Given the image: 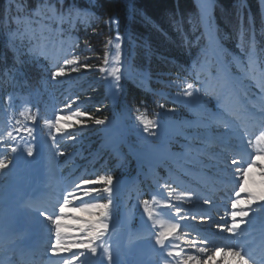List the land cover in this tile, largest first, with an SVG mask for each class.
I'll return each mask as SVG.
<instances>
[{"label": "rangeland", "instance_id": "rangeland-1", "mask_svg": "<svg viewBox=\"0 0 264 264\" xmlns=\"http://www.w3.org/2000/svg\"><path fill=\"white\" fill-rule=\"evenodd\" d=\"M80 3H83L85 7L79 8L77 5ZM7 5L13 9L9 20L10 30L6 36L9 45L27 61L34 62L39 67L45 66L46 74L35 88L27 85L21 73L13 68H4L3 73L0 75V135H3V139L0 140V158L10 159L12 156V164L4 174H0V235L7 232L6 221L9 218L8 212L10 211V208H7L11 206L13 210L16 209L17 213L14 215L16 221L23 224L25 230L28 228L27 234H30L31 224L34 223L33 231L35 232H31L36 235L31 237H39L44 219L45 227L48 229L43 230L44 233L47 232V234L45 233L46 238L54 240L53 226L46 217L41 216L38 211L29 213L28 207L24 208L27 203L32 205L31 207L34 205V202H28V197H33L36 190L46 195L49 194L52 196L50 207L48 204L41 208L51 213L47 215H55L58 213L59 203H62V196L67 194L62 191L66 181L69 178L77 180L84 177L88 174L89 167L95 170L99 164L98 169H103L99 173L100 175L113 176L110 195L113 218L118 225L115 228L110 225L106 246L111 248L116 264H134V261H141L140 264H145L142 259L146 257L149 258V261H146L147 263L152 260L155 261V257L152 258L154 255L150 254L151 249L148 251L145 243L138 246V250H133L136 253L133 256L131 255L132 258H130L132 248L127 249L131 239L137 238L140 233L142 237L147 235V232L142 231L135 232L134 235L131 234L132 228L130 226H135L136 221L138 224L146 219L151 230L155 232L162 230L159 224L153 225L152 221L148 220L141 201L149 200L156 218L159 220V217H166L165 220L170 223L174 221H170L171 214L168 210H164V205L166 203H178L175 197L181 191L185 189L195 190L201 196L207 197L211 193V187L204 183L203 180L206 178L210 180L211 184L213 182L219 184V179L227 181L225 184H231L228 182L229 178L221 170L224 168L225 158H229L227 155H232L228 154L227 151L234 148L226 149L224 147L223 150L227 154L225 155L215 146V143H217L215 141L224 142L228 139L226 143L228 145L234 143L232 139H238L237 135L241 136L242 133L230 134L220 121L234 125L235 122L228 118L227 112L230 108L236 107H246L251 112L250 115L260 117L258 105L264 100V92L261 91L259 85L264 84V53L256 54L253 50H250L247 55H242V58L230 56L225 57L226 60H224L220 57L221 50L216 51L215 57H213L207 47L201 48L200 64L209 76L216 75V62L222 59L228 64L231 74L240 78L243 84L247 85L246 90L235 86L237 94L241 98L240 103L230 105L232 95L231 92L229 93L228 87L213 81L218 93L216 96L207 98L211 101L209 104L204 106L202 97L186 99L181 95H177L175 98L177 102L183 104L186 111H188L187 120L177 112H168L167 116L172 120L170 124L173 125V128L169 126L168 118L161 121L156 120L158 126L151 128L154 135H148L144 132V127L142 128L136 120L131 121L128 125L127 122L125 123L126 119L121 113L120 102L118 101L122 92L121 80L114 83L112 77L101 73L97 67H81L83 64L96 66L95 64L99 62L97 58L101 54L100 50L102 53L106 50L104 54L108 55L110 66H121L117 64L115 56L119 51L122 61L124 57V38L117 33V21L114 18L105 22V25L114 32L110 40L111 43H107L106 49H103V47L96 49L98 56H95L87 53L88 47L82 45L73 33L77 25H88L92 21L91 8L94 6V0H60L58 3L42 0L33 10L29 11L24 9L19 0H7ZM200 5L203 13L209 15L211 0H202ZM118 36L120 37L119 40L117 39ZM44 38H47V40L45 41ZM116 43L121 45L119 50L115 47ZM41 44L43 47H38ZM74 58L76 60L75 64L68 65L64 63L65 59ZM59 67L64 68L65 75L53 78L52 73L57 71ZM74 67L79 68V71L73 72ZM195 83L197 87H203L200 81H195ZM223 100L227 101L225 108H222ZM74 111L86 112V115L81 118L80 124L65 130L72 132L77 139L72 141L64 136L58 143H53V136L63 134H56L54 129L50 130L47 120L52 119L54 122L55 115L70 116ZM235 114L238 117L242 113L237 112ZM105 116H108L109 121L112 122L109 131L113 134L111 139H107L109 136L108 125H96L90 119H104ZM32 117H37V119L33 120ZM25 127L33 130L35 139L27 136L22 131ZM124 128L134 136H137L136 134L140 135L141 138H135L131 143L128 132H125ZM16 129H21V131L17 133ZM259 129H264V125ZM9 131L16 137L15 140L7 136ZM254 135L255 133L252 134V136ZM124 137V143L129 145V153L121 147V141ZM247 144L246 141H243L242 146L239 148L245 149L246 152L255 151L253 148H247ZM29 145L35 147L32 157H28L23 151ZM11 147H18L20 150L13 154L10 151ZM121 152L126 160L133 157L135 163L138 164V168L135 167V170L138 169L137 176L130 178L125 183L121 182V178L127 172L125 170L123 173L121 171L114 172V169L119 170L120 162L126 161H123ZM60 153H64V155H60ZM164 159L168 162L167 166L175 172L179 170L181 175L184 174L186 180L180 179L173 172L164 171L165 176L162 178V184L166 185L165 190H161L157 189V187H162L161 184H157L158 182H155L154 179H150V176H152L154 166ZM177 162L189 169L180 168ZM227 163L229 164L228 160ZM261 163V161H257L258 165ZM234 169L235 166H232L233 172ZM90 172L91 174L95 173V171ZM237 178L234 176L231 179L235 180ZM92 179H95V176ZM117 180L119 182H115ZM138 180H141V182L148 180V187L155 186L157 192L155 194L154 192L151 193L148 187L143 189L144 185L138 183ZM13 183H15V193L12 194L11 199H8ZM50 187L51 193L48 192ZM96 187L103 188L104 185L99 184ZM246 187L257 194H264V178L260 174L259 167H256L249 174ZM78 195L83 200L73 201L70 207H79V204L83 202H106V200H99V197H82L81 193H78ZM104 195L107 199L108 194ZM165 196L166 198H164ZM246 196L247 193L241 194L242 199ZM153 197H155V200H153ZM217 197L219 196L211 195L214 200ZM94 199L97 200L94 201ZM218 204L223 203L216 200V206L208 208L201 202L200 205L197 203L190 206V208L196 211H206L212 215L214 220H219L221 217L219 213L224 216L225 209L220 208ZM183 206L189 207L186 204ZM241 207L246 206L242 205ZM252 207L256 208L257 211L250 213V218L258 219L261 215H264L261 205L254 204ZM225 208L228 212L231 211V207ZM73 215L88 218L87 213H73ZM195 223L189 224L188 227L197 230L198 233L199 231H206L213 237L218 235L215 233L216 229L211 228L210 224ZM256 228L257 231L253 235L259 234V220L256 221ZM187 230H177V234L180 235L179 239L169 237L170 240L167 243L170 249L171 246L174 248L176 244H180L184 252H194L193 249L187 246L186 241L196 237L197 234H194L195 232L189 233ZM72 231L75 232L76 230L72 229ZM182 231L188 234H181ZM225 234H222V236H225ZM0 240L3 242L6 238ZM53 240L51 243L54 242ZM217 240L222 242L220 237ZM49 250L51 253V246ZM169 250L167 249V251ZM172 250L176 251V249ZM73 251L77 250L73 249ZM60 255L70 257L71 253H61ZM4 256L5 253L0 251V260H3ZM98 256L93 258L89 254V256L83 258L84 264H98V262L108 264L106 259L100 255ZM160 256L166 260L167 252L165 250L161 251ZM52 257L57 258H53L57 264H62L59 256L52 255ZM216 259L217 264H225L219 257ZM49 261L54 262L53 260ZM154 263L156 264V262ZM172 264H176V261H172ZM228 264H235L234 258L230 257Z\"/></svg>", "mask_w": 264, "mask_h": 264}, {"label": "trees", "instance_id": "trees-1", "mask_svg": "<svg viewBox=\"0 0 264 264\" xmlns=\"http://www.w3.org/2000/svg\"><path fill=\"white\" fill-rule=\"evenodd\" d=\"M19 1L28 11L42 2ZM51 1L60 0H48ZM77 6L85 7L83 3ZM91 10V23L77 25L73 33L88 47L87 53L98 56L96 49H104L114 35L105 22L111 18L117 21L128 66L119 107L129 120L141 112L147 120L171 112L169 109L179 112L175 98L208 37L222 54L238 56L249 49L264 50V0H211L209 15L205 16L199 0H94ZM11 11L7 0H0V67L17 69L25 83L35 88L46 72L17 54L7 42ZM100 53L97 68L105 56L101 50ZM127 163L129 173L125 178L134 172L132 160Z\"/></svg>", "mask_w": 264, "mask_h": 264}, {"label": "snow or ice", "instance_id": "snow-or-ice-1", "mask_svg": "<svg viewBox=\"0 0 264 264\" xmlns=\"http://www.w3.org/2000/svg\"><path fill=\"white\" fill-rule=\"evenodd\" d=\"M119 38L118 36L117 39L119 40ZM115 47L119 50L121 45L116 43ZM115 60L121 66H110L108 55L105 54L103 64L99 67V71L112 77L114 83L123 79L124 74L128 70L125 61L121 63L119 51L115 56ZM64 63L72 65L76 63V60L75 58L65 59ZM81 67L93 68L95 66L83 64ZM72 71L78 72L79 68L74 67ZM64 75L65 71L63 67H59L57 71L52 73L53 78ZM259 86L264 88V84ZM85 115L86 112L84 111H74L70 116L55 115L54 122L52 119H48L47 123L50 125V130L54 129L56 134H63L53 136V143H58L64 136L69 140L75 141L77 137L72 132L65 130L73 128L76 124H80L81 118ZM32 119L36 120L37 117H32ZM90 119L96 125L104 124L103 119ZM141 120L145 131L154 127L153 121L143 117ZM258 122L264 125V100L260 104V119ZM15 131L19 133L21 129H16ZM22 131L27 136L33 137V130L31 128L25 127ZM7 136L12 140L16 139L11 131L7 133ZM245 136L249 137L246 147L255 149V152L249 154L246 153L245 149L237 146L233 149L234 155L231 157V163H227L228 158L226 157L224 168L221 170L229 178L228 182L233 184L235 193V198L230 201L231 211H225V215L220 217L221 222L214 220L206 211H196L190 208V206L197 203L200 205L201 202L203 205L208 206V208L216 206L214 199L201 196L195 190L185 189L175 197L178 203H166L164 205V210H168L171 214L172 218L170 221H174L166 225L156 218L149 200L141 201L148 220L152 221L153 225L159 224L161 226L162 230L155 233V244L160 246L161 251L169 248V244L166 242L169 237L180 238V235L177 234L178 229H188L189 233H197L196 237L186 241L187 246L193 249L194 252L186 253L177 245L175 247L179 248V250L167 251L165 259L171 258V260H167V264H172V261H176V264H217V257L223 260L225 264H228L230 257L234 258L235 264H264V215H261L258 219L250 218V213L257 211L256 208L252 207L254 204L261 205V210L264 211V194H257L246 187L249 174L256 167L260 168V174L264 178V129H261L255 140H252V133L245 126L244 134L240 136L241 144ZM2 139L3 135H0V140ZM18 150H20L18 147H11L10 149L13 154ZM23 151L28 157H32L35 147L29 145ZM60 155H64V153H60ZM236 157H239V159ZM257 161H261L262 163L258 165ZM11 164L12 156L10 159L0 158V174H4ZM245 164H247L246 167L244 166ZM232 166H235L234 172ZM234 176L238 178L232 180L231 178ZM112 183L113 177L111 175H100L97 173L95 174V179L89 176L82 177L80 178V183L76 185L75 192L62 196V203H59L58 213L47 215L44 211H40V215L45 216L53 226L54 242L51 243V252L53 256H59L62 264H84L83 258L89 256V254L93 258L100 255L107 260L108 264H116L111 248L106 246L110 229V225L106 222V218L110 215V201L105 198L104 194H111ZM99 184H103L104 187H96ZM78 193H81L82 197H99V200H106V202H83L79 204V207H70L73 201L83 200ZM242 193H247L246 198H241ZM96 200L94 199V201ZM153 200H155V197H153ZM185 204L189 205V207H184L183 205ZM242 205L246 207H241ZM73 213H87L88 218L73 215ZM225 216L230 217L231 223L225 220ZM257 220L260 221V241L258 245L252 239L253 233L257 231ZM193 222H196L195 224H210L211 228L214 227L216 229L215 233L218 235L216 237L202 235L195 230L189 229L188 225ZM72 229L76 231L73 232ZM224 233L228 235L222 236ZM181 234L187 235L188 233L182 231ZM218 237L233 242L221 243L218 242ZM73 249L77 251H73ZM61 253H71V256H61Z\"/></svg>", "mask_w": 264, "mask_h": 264}, {"label": "clouds", "instance_id": "clouds-1", "mask_svg": "<svg viewBox=\"0 0 264 264\" xmlns=\"http://www.w3.org/2000/svg\"><path fill=\"white\" fill-rule=\"evenodd\" d=\"M46 41L47 38H44ZM38 47H43V45H38ZM195 81H200V83L203 85V87H197ZM213 81L221 84L225 87H231V86H239L240 88L246 90L247 85L243 84V81L238 78L234 77L231 72L229 71L228 64L224 60H217L216 62V75L215 76H209L204 68L200 64V59L197 58L193 63L192 66L188 69V77L185 78V80L182 82V91L178 92L177 95H181L185 97L186 99H195L196 97H202L204 106L209 104L211 101L207 98L216 96L218 93L217 87L214 86ZM261 88V87H260ZM261 91L264 92V88H261ZM160 107H163L164 105H159ZM169 111H176L175 109H169ZM144 118V114L141 112L139 115L135 116V120L141 125L142 120L141 118ZM104 123L109 121V117L105 116L103 119ZM223 123V126L225 128H228L229 125L227 122L220 121ZM153 125L157 127L155 120L153 121ZM148 135H154V132L151 131H145ZM112 176V175H111ZM113 177V176H112ZM80 183V179L72 180L69 178L66 181V184L64 188L62 189L63 192L66 193H72L76 191V185ZM99 195V194H98ZM107 199L110 201V215L106 218V222L111 225L113 228H115L118 223L113 218V209H112V199L111 195L107 196Z\"/></svg>", "mask_w": 264, "mask_h": 264}, {"label": "bare ground", "instance_id": "bare-ground-1", "mask_svg": "<svg viewBox=\"0 0 264 264\" xmlns=\"http://www.w3.org/2000/svg\"><path fill=\"white\" fill-rule=\"evenodd\" d=\"M262 102V101H261ZM261 102L259 103V104H261ZM258 108L260 109V105H258ZM249 119L250 120H248L247 122H250L251 121V119L253 120L254 118H257V119H259L258 117H254L253 115H249ZM242 122H246V120L244 119ZM249 132H251L252 134H254V132H252V130H250ZM238 145H241V141L239 140L238 141ZM227 153L228 154H232V155H234V152H233V150L231 149V150H229V151H227ZM237 159H239V157H236ZM12 192L13 193H15V190H12ZM11 192V195L13 194ZM16 210V209H15ZM15 210H11V208H10V211L8 212V214H9V219L11 220V219H15V216L14 215H16L15 213H17ZM219 216H223L222 215V213H219ZM159 220L160 221H162L163 223L165 222L166 224H168L167 223V221L165 220V218H160L159 217ZM225 220L228 222V223H230V217H228V216H225ZM216 221H218V222H221L220 221V219L219 220H216ZM164 223V224H165ZM165 224V225H166ZM32 225V227H31V231H33L34 230V226H35V224L34 223H32L31 224ZM158 225V224H157ZM12 226H14L13 228H14V230H19V229H22V234L25 232V229H24V227L19 223H17V221H14V223H12ZM160 226V225H159ZM43 230V229H42ZM34 232V231H33ZM45 233L47 234V232L45 231ZM45 233H44V231H43V235H44V238L45 237H47L46 235H45ZM21 234V235H22ZM228 234L226 233L225 234V236H227ZM224 236V235H223ZM17 239H18V237H16ZM252 239L255 241V243L258 245L259 244V241H260V237L259 236H256V235H253L252 236ZM16 240V239H15ZM15 240H13V241H15ZM107 240H108V238H107ZM106 240V241H107ZM12 241V242H13ZM24 242V247H32V246H34L36 249H34L36 252L35 253H37L38 254V258H35V260H34V263L33 264H42V262H45V263H47V264H57L56 262H55V260L53 259V261L54 262H50L49 260V258H50V256H51V253H50V250H49V248L47 249V250H42V249H40L39 247H45L46 248V246H47V244L43 241V239H40L39 240V242L38 243H33L30 239H26V240H24L23 241ZM233 241H231V240H223L222 239V243H232ZM5 246H9V243L7 242H4V243H0V250L2 249V248H4ZM170 249V246H169V248H168V250ZM26 256H28V255H26L25 254V252L23 251V250H21V252H19V251H17V250H12V249H7V254H6V256H5V258H3V260L1 261V264H6V263H8V264H22V257H26ZM98 264H103V262L102 263H100V262H98ZM104 264H106V263H104Z\"/></svg>", "mask_w": 264, "mask_h": 264}]
</instances>
